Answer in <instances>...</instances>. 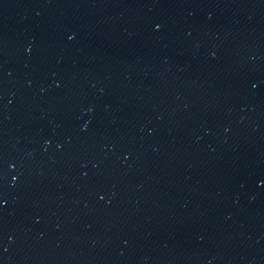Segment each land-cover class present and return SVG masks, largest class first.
I'll list each match as a JSON object with an SVG mask.
<instances>
[{"label":"water","instance_id":"95a60500","mask_svg":"<svg viewBox=\"0 0 264 264\" xmlns=\"http://www.w3.org/2000/svg\"><path fill=\"white\" fill-rule=\"evenodd\" d=\"M0 264H264V0H0Z\"/></svg>","mask_w":264,"mask_h":264}]
</instances>
